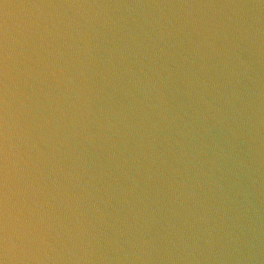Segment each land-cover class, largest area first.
<instances>
[{
	"label": "water",
	"instance_id": "1",
	"mask_svg": "<svg viewBox=\"0 0 264 264\" xmlns=\"http://www.w3.org/2000/svg\"><path fill=\"white\" fill-rule=\"evenodd\" d=\"M260 3L0 0V237L6 83L9 264H264ZM189 35L206 62L191 55ZM222 61L240 74V97L235 77L219 74ZM237 123L250 148L240 153L250 202L205 147L208 129L230 135Z\"/></svg>",
	"mask_w": 264,
	"mask_h": 264
},
{
	"label": "clouds",
	"instance_id": "2",
	"mask_svg": "<svg viewBox=\"0 0 264 264\" xmlns=\"http://www.w3.org/2000/svg\"><path fill=\"white\" fill-rule=\"evenodd\" d=\"M235 7H241L240 5H236ZM254 7H259L264 9V3H260L258 5H255ZM180 31H183V28L180 29ZM160 39H165V36L163 33L160 35ZM189 40L191 41V36L189 35ZM205 42L207 45L212 48L216 55L220 56L222 53L219 51V49H216L215 43L213 39L205 37ZM182 43V42H181ZM193 44V47L190 50L191 55H199L201 61L206 62L208 57L200 51L201 49V43H198L196 41H191ZM161 51H164L161 49ZM240 65H244V61H240ZM201 69H203V64L201 65ZM142 70V69H141ZM128 71H132L131 69H128ZM225 71L229 73V80L231 81V77H235V83L232 85V94L236 97H240L241 93L239 91V88L237 85L241 83L240 80V74L235 69H230L229 64L227 62L222 61V66L219 68V74L222 76ZM135 75V73H132ZM193 78L195 80L199 81V77L195 76V73L192 74ZM4 77L5 81L7 80V68L5 66L4 71ZM204 87H207L206 81H199ZM136 87L140 88L142 85V82L137 79L135 81ZM151 83V81H149ZM213 87H216L215 84L212 85ZM152 87H155V84H152ZM247 87V86H245ZM249 94H252L251 90H249ZM4 119H3V154H4V208H3V214H4V222H3V235L0 237V249H2V257L3 261L0 262V264H9L10 257V236H9V229H8V195H7V157H8V134H7V128H8V120H7V84L5 83V90H4ZM203 99V97H202ZM204 103H207V101H204ZM233 107L234 116L232 119L235 121L240 116V111L238 108H236L235 105ZM219 110V109H218ZM165 119L167 117H164ZM220 124H223L224 121L221 120L219 122ZM130 128L133 127L132 125H128ZM156 124H153V127H156ZM229 133H225L223 136L220 135H214L211 131V129L207 130V135L211 136L212 142L209 144H206L205 147L211 151L212 155L215 157L211 161L212 165L217 169L223 172V167L226 165L228 167V170L230 172V179H231V187L235 190L236 195L244 202H250L249 198L254 197L255 193L251 191L250 185L248 184L249 179V173L245 171V163L241 159L240 153L243 151L245 156L250 155V148L245 147L247 144L246 139L242 137V135L239 132V124L237 123L236 127L229 128ZM34 147L36 144L33 145ZM150 175V174H149ZM133 181V183L138 185V181L135 180V177H129ZM218 187L223 188V184L219 182V180L216 181ZM201 221L207 222V217L202 216ZM168 231L174 232L182 242L187 244V241H184L183 239V229L180 227H177L175 223H170L168 225ZM212 229H209V234L211 235ZM33 233L31 230H26L24 232V238L27 240H31L33 238ZM230 238L238 240V235H234L233 232L226 233ZM43 239L42 237H40ZM212 241L209 240V243ZM138 259L141 257H137Z\"/></svg>",
	"mask_w": 264,
	"mask_h": 264
},
{
	"label": "snow or ice",
	"instance_id": "3",
	"mask_svg": "<svg viewBox=\"0 0 264 264\" xmlns=\"http://www.w3.org/2000/svg\"><path fill=\"white\" fill-rule=\"evenodd\" d=\"M261 3H264V0H261Z\"/></svg>",
	"mask_w": 264,
	"mask_h": 264
}]
</instances>
